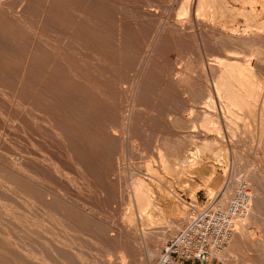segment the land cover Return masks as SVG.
Instances as JSON below:
<instances>
[{"label":"rangeland","instance_id":"374dc122","mask_svg":"<svg viewBox=\"0 0 264 264\" xmlns=\"http://www.w3.org/2000/svg\"><path fill=\"white\" fill-rule=\"evenodd\" d=\"M240 181L208 264H264V0H0V264H161Z\"/></svg>","mask_w":264,"mask_h":264},{"label":"built area","instance_id":"2783aa9c","mask_svg":"<svg viewBox=\"0 0 264 264\" xmlns=\"http://www.w3.org/2000/svg\"><path fill=\"white\" fill-rule=\"evenodd\" d=\"M251 199L250 185L240 181L226 200L214 194L198 209L189 203L190 218L166 239L160 251L161 264H208L229 245Z\"/></svg>","mask_w":264,"mask_h":264},{"label":"bare ground","instance_id":"6f19581e","mask_svg":"<svg viewBox=\"0 0 264 264\" xmlns=\"http://www.w3.org/2000/svg\"><path fill=\"white\" fill-rule=\"evenodd\" d=\"M205 1H206V0H205ZM197 2H198V1H197ZM248 2H249V1H248ZM198 4H199V3H198ZM198 4H197V5H198ZM201 5H202V4H201ZM201 5H200V6H201ZM195 6H196V5H195ZM183 8H184V7H183ZM183 8H182V9H183ZM2 51H3V50H2ZM10 54H11V53H10ZM16 57H17V56H16ZM4 61H6V60H4ZM23 61H24V60H23ZM21 64H22V63H21ZM228 64H229L230 66H229ZM227 65L231 68L232 71L234 70L233 72H235L234 76H233V75H232V76L235 77V75H236V77H238L239 79H241V81H242L241 84H242V83L245 84V83H246V80H247V77L249 76L248 73H247L248 71L245 72L244 68H242V67L239 66L240 64H239V65H238V63L236 64V61H235V62H234V61H232V62L230 61V62L227 63ZM227 65H225V66H227ZM244 67H245V66H244ZM245 68H246V67H245ZM226 72H227V69H226ZM222 73H223V72H222ZM227 73L229 74L230 72H227ZM220 74H221V73H220ZM231 74H232V73H231ZM250 74H251V73H250ZM225 75H227V74H225ZM232 76H231V77H232ZM225 77H227V76H225ZM249 78H250V76H249ZM228 79H229V78H228ZM228 79H226V80L228 81ZM235 79H236V78H235ZM237 80H238V79H237ZM250 80H252V79H250ZM221 81H222V80H221ZM223 81H224V80H223ZM223 81L221 82L222 84H224V83L227 82V81H224V83H223ZM229 81H230V80H229ZM239 82H240V81H239ZM252 82L255 83L253 80H252ZM237 83H238V82H237ZM228 84H229V83H228ZM228 84H227V85L225 84V85L228 86ZM241 84H240V85H241ZM248 84L251 85L250 83H248ZM232 85H233V84H232ZM237 85H238V84H237ZM242 85H243V84H242ZM254 85H255V84H254ZM49 87H50V86H49ZM224 87H225V86H224ZM243 87H245V85H244ZM247 87H248V86H247ZM68 89H69V88H68ZM228 89H229V88H228ZM228 89H227V92H228V94H229L230 92L228 91ZM230 89H231V92H232V89H233V91H235V90H234V87H233V88L230 87ZM235 89H236V88H235ZM247 89H248V88H247ZM250 89H251V88H250ZM236 90H237V89H236ZM238 90H239V89H238ZM248 90H249V89H248ZM248 90H245V91H248ZM239 91H240V90H239ZM25 92H26V91H25ZM235 92H236V91H235ZM251 92H252V91H251ZM236 93L238 94L239 92H236ZM231 94H233V92H232ZM239 94H240V93H239ZM245 94H246V93H245ZM240 95H241V94H240ZM229 96H230V98H231L232 96L234 97V95H232V96L229 95ZM238 96H239V95H238ZM242 96H243V95H242ZM248 96H249V95H248ZM250 96H251V95H250ZM28 97H29V96H28ZM235 98H236V97H235ZM239 98H240V96H239ZM242 98H243V97H242ZM236 99L238 100V98H236ZM236 99H234V100H236ZM232 100H233V98H232ZM240 100H242V99H240ZM230 101H231V100H230ZM238 101H239V100H238ZM242 101H244V100H242ZM239 102H240V101H239ZM37 103H38V102H37ZM70 104H71V103H70ZM240 104H241V103H240ZM40 107H41V106H40ZM189 153H190V152H189ZM177 156H178V155H177ZM190 161H191V160H190ZM186 165H187V164H186ZM189 165H190V164H189ZM182 169H183V168H182ZM181 171H183V170H181ZM173 172H174V171H173ZM179 174H180V173H179ZM163 190H164V189H163ZM169 192H170V191H169ZM171 192H172V191H171ZM135 193H136V192H135ZM213 193H214V192L211 190V191H210V194H211V195H209V196H213V195H214ZM195 208L198 209V207L194 206V209H195ZM72 210H73V209H72ZM74 213H75V212H74ZM78 216H79V215H78ZM50 244H51V243H50ZM73 245H74V244H73ZM80 251H81V250H80Z\"/></svg>","mask_w":264,"mask_h":264}]
</instances>
